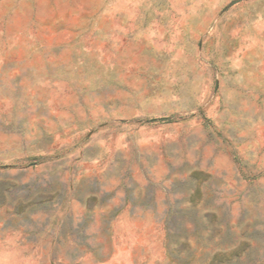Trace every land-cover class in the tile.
Instances as JSON below:
<instances>
[{"label": "rangeland", "instance_id": "374dc122", "mask_svg": "<svg viewBox=\"0 0 264 264\" xmlns=\"http://www.w3.org/2000/svg\"><path fill=\"white\" fill-rule=\"evenodd\" d=\"M0 264H264V0H0Z\"/></svg>", "mask_w": 264, "mask_h": 264}]
</instances>
